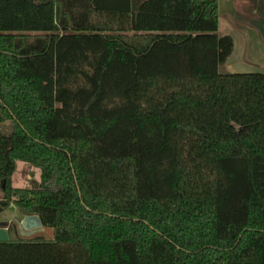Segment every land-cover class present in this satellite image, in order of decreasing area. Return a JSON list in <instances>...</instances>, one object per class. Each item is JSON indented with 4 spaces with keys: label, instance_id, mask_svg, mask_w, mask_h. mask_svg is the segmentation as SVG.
I'll use <instances>...</instances> for the list:
<instances>
[{
    "label": "trees",
    "instance_id": "obj_1",
    "mask_svg": "<svg viewBox=\"0 0 264 264\" xmlns=\"http://www.w3.org/2000/svg\"><path fill=\"white\" fill-rule=\"evenodd\" d=\"M220 1L0 0V210L53 232L0 264H264V71L220 70Z\"/></svg>",
    "mask_w": 264,
    "mask_h": 264
},
{
    "label": "crops",
    "instance_id": "obj_2",
    "mask_svg": "<svg viewBox=\"0 0 264 264\" xmlns=\"http://www.w3.org/2000/svg\"><path fill=\"white\" fill-rule=\"evenodd\" d=\"M262 3V6L261 4ZM264 8V0H221L219 3L220 25L219 33L231 34L235 41L234 50L225 63L220 65V70L225 71H264V31L261 21L253 23L251 15H260ZM258 9V13L256 11ZM254 12V14H252ZM264 20L263 17H261ZM238 36H235L237 35ZM228 65V66H227ZM227 66L228 68H226ZM224 67V70L222 69ZM19 160L17 161L18 165ZM13 182V176H12ZM4 197L3 189L0 187V200ZM15 208L11 216H8L7 209ZM0 210V222L13 224L15 237L11 230V238L17 239L19 225L15 219H22L24 213L14 204ZM10 229V228H9Z\"/></svg>",
    "mask_w": 264,
    "mask_h": 264
},
{
    "label": "rangeland",
    "instance_id": "obj_3",
    "mask_svg": "<svg viewBox=\"0 0 264 264\" xmlns=\"http://www.w3.org/2000/svg\"><path fill=\"white\" fill-rule=\"evenodd\" d=\"M261 6H262V3H260ZM259 10L262 8L258 7ZM258 13V9H256L255 13ZM254 14V12L252 13ZM251 18H253V23L255 25L256 24V18H257V22L261 21L262 23V26H263V31H264V20H262L261 17L264 18V8L261 9V13L260 15H257V17L255 15H251L249 16ZM29 34H39L40 32H27ZM235 36H238L235 35ZM228 66V65H227ZM227 66H225L226 68H228ZM224 70V67L222 68ZM39 175H40V169L34 165H31L30 163L28 162H25V161H22V160H19L18 162V166H17V169L15 170L14 174H13V185L15 186H25V185H31L33 183H37L38 181H40V178H39ZM8 207V206H7ZM6 207V209H7ZM13 211H15V208H8L7 209V212H8V216H11ZM52 228L51 227H45L40 230V231H37V232H34V233H31V234H22L20 232L17 233V239L18 238H25V239H36L38 236H43L42 238L44 239H50L52 238ZM16 240V239H14Z\"/></svg>",
    "mask_w": 264,
    "mask_h": 264
},
{
    "label": "water",
    "instance_id": "obj_4",
    "mask_svg": "<svg viewBox=\"0 0 264 264\" xmlns=\"http://www.w3.org/2000/svg\"><path fill=\"white\" fill-rule=\"evenodd\" d=\"M19 225V232L22 234H31L44 228L39 214H25L22 219L14 220ZM16 236V235H15ZM11 232L7 224L0 223V240H9Z\"/></svg>",
    "mask_w": 264,
    "mask_h": 264
},
{
    "label": "bare ground",
    "instance_id": "obj_5",
    "mask_svg": "<svg viewBox=\"0 0 264 264\" xmlns=\"http://www.w3.org/2000/svg\"><path fill=\"white\" fill-rule=\"evenodd\" d=\"M0 223H1V224H7L8 227L10 228V230H11L13 236L15 237V231H14V226H13V224H9V222H7V221H5V222H0Z\"/></svg>",
    "mask_w": 264,
    "mask_h": 264
}]
</instances>
